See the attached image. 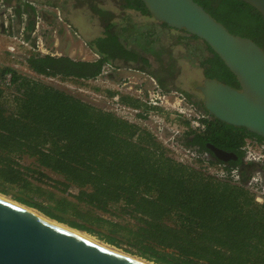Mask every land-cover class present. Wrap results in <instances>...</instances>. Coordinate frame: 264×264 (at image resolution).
Listing matches in <instances>:
<instances>
[{
	"label": "trees",
	"instance_id": "obj_1",
	"mask_svg": "<svg viewBox=\"0 0 264 264\" xmlns=\"http://www.w3.org/2000/svg\"><path fill=\"white\" fill-rule=\"evenodd\" d=\"M199 1L232 33L264 44V17L252 5L243 0ZM101 61L35 53L28 58L39 74L84 78L98 75ZM209 61L213 70L208 76L239 85L217 53ZM7 73L12 74L13 83L24 81L25 104L9 110L0 87V193L154 264H264V204L256 203L254 193L176 161L148 131L138 135V125L112 112L25 77L13 67L0 68V76ZM123 100L140 106L133 98ZM186 135H192L189 145L209 150L211 143L237 154L238 164H242L241 147L247 137L264 140L244 126L218 118L209 121L205 131ZM19 155L33 156L40 167L63 175L66 182L57 181L63 189L78 187L76 201L49 193L53 206L30 196L33 184ZM24 168L37 173L40 180L47 176L43 170ZM17 187L21 195L11 194ZM81 204L111 214L119 210L138 224L111 221L82 210ZM52 209L77 219H65ZM93 225L109 226L102 231Z\"/></svg>",
	"mask_w": 264,
	"mask_h": 264
},
{
	"label": "flooded vegetation",
	"instance_id": "obj_2",
	"mask_svg": "<svg viewBox=\"0 0 264 264\" xmlns=\"http://www.w3.org/2000/svg\"><path fill=\"white\" fill-rule=\"evenodd\" d=\"M195 1L202 5L212 15L203 3L199 0ZM117 24L120 25V29H124L126 32L129 30V34L130 29H134L135 31L140 28L149 30L150 34L154 37L157 36L159 41L158 45L163 47V52L172 58V60L165 59L166 62L168 61L166 65L169 62H174V65L178 66V59L181 58L182 55L180 53L177 57H173L171 53L168 52L170 48L164 47L163 41L165 42V40L161 39V37L168 40L169 44L177 49V51L180 50L182 46L184 47L182 50L184 52L185 50H190L191 53L197 52L201 57L200 61L196 63L197 69L198 73L202 75V83L198 86V96L196 97L195 93L191 91L190 93L193 95L188 93V95H185L177 89H165V76L157 69L159 63L156 65L153 72L149 71V73L151 72L150 74L142 69V67H136L139 64H151V57L147 55L139 53L138 56L131 55V57H129L122 54L112 55L104 53V50L101 52L99 47H105L107 49L115 43L120 44L118 34L114 32ZM5 29L6 31L11 29V31L15 33L14 37H16V39L20 38V44H23L25 48L27 47L29 51L31 50V54L69 57L74 61L92 63L102 60L101 71L94 77H64L61 74L56 76L83 80L97 78L104 74H108L107 77L118 76L122 80L121 84L123 87L127 85L128 89H135L138 93L137 95H134L132 92L125 93L116 87L115 91L120 90V92L117 91V94L114 95H117L116 98L118 100H123V97L126 96L131 97L137 103L141 104V106L144 104L143 106H146V108L153 109H159L166 103L177 110L176 115L178 117H185V115L189 117H199L207 123V126L209 121L217 118L204 106L203 94L200 90V86L203 85L205 79H217L225 83V81L217 77L208 76V73H211L213 70V65L210 63L209 59H212L216 52L212 50L204 39L189 33L185 30L186 28L172 27L166 22L155 18V16L150 13L143 0H0V31H5ZM87 29L105 30L98 32L96 35H88L86 32ZM67 42L75 45L73 46L70 44V47L73 46V50L78 49L86 51L84 54L81 53L82 51L80 52V54L83 55L82 59L73 58L70 55L64 54V49H62V51L59 50V47L66 48ZM24 43H27V45H24ZM126 43L129 45L128 42ZM261 48H264V44ZM106 56L107 58L104 59ZM184 56H186V54H184ZM29 57L28 55L27 58L24 59V64L32 69L28 63ZM152 59L158 61V57H152ZM118 60L123 63H115V61ZM217 70L219 69H215L214 72ZM118 84L119 83H117V85ZM233 87L240 88L239 85ZM191 97L194 98V100ZM124 103L126 102L124 101ZM113 114L121 118L115 113ZM185 120L189 121L187 118H185L184 121ZM190 137H192V135H190ZM190 137L187 135H176L174 133L168 136L173 143L182 147L184 150H189L190 153H193L197 158L222 162L226 169L228 168L231 170L232 175L237 174V179L240 183H243L246 187L264 193V165L247 160L245 161L246 152L243 149L246 142H264L263 139L261 140L253 136L247 137L245 139V144L241 147L243 151L241 157L242 164H238L237 160L239 157L237 154L234 153L237 156L236 159L232 158L228 161L218 160L209 147V144V150L203 149L197 144L189 145L187 141Z\"/></svg>",
	"mask_w": 264,
	"mask_h": 264
},
{
	"label": "water",
	"instance_id": "obj_3",
	"mask_svg": "<svg viewBox=\"0 0 264 264\" xmlns=\"http://www.w3.org/2000/svg\"><path fill=\"white\" fill-rule=\"evenodd\" d=\"M143 1L158 20L204 39L236 77L240 88L217 79L204 80L200 90L208 111L264 138V48L249 37L230 32L195 0ZM243 1L264 17V0ZM209 147L218 160L237 158L215 145ZM11 193L21 195L15 190ZM52 211L65 219H77ZM0 264L146 263L106 249L0 197Z\"/></svg>",
	"mask_w": 264,
	"mask_h": 264
},
{
	"label": "rangeland",
	"instance_id": "obj_4",
	"mask_svg": "<svg viewBox=\"0 0 264 264\" xmlns=\"http://www.w3.org/2000/svg\"><path fill=\"white\" fill-rule=\"evenodd\" d=\"M103 30L105 29H87L86 32L88 35H96L98 34V32H101ZM128 31L126 32L124 29H120L119 24L115 26L114 32L115 34H118L120 44L115 43L110 48H107V53L112 55L122 54L129 57H131V55L138 56L139 53L147 55L151 57L150 58L151 64L150 65L139 64L136 67H140V68L142 67V69L146 70L147 73H149V71L153 72L154 68L159 63L157 69L163 76H165V82H166L165 89H177L178 91L183 92L185 95L188 94L193 95L192 93H195L196 97L198 96L199 93L198 86L202 83V75L198 73V69H197L198 67L196 63L199 62L201 58L197 52L191 53L190 50H185L184 52L182 51L184 48L182 46L181 49L177 51V49L173 48L169 44L168 40L161 37V39L165 40V42L163 41L164 47L170 48L168 52H170L173 57H177L180 53L182 55V57L178 59V63H179L178 66L174 65V62H169L167 66L166 63L168 61L166 62L165 59L172 60V58L163 52V47L158 45L159 41L157 36L155 37L152 36L150 34V31L146 29L144 30L139 28L136 29L135 31L134 29H130V34L128 33ZM14 35L15 33L12 32L11 29H9L8 31H6V29L5 31H0V68H3L5 66L14 67L19 71V73H21L25 77H31L36 80L43 81L46 84L52 85L56 88H59L63 91H66L70 94H73L81 98L84 101L96 106L99 109H102L104 111H111L116 115L120 116L121 118L126 119L130 123L138 125V129H139V131L137 132L138 135L140 131L143 132L148 131L152 135L156 143H158L159 145H161V147L164 148L166 154L172 157L173 159H175L176 161H178L177 159H182L187 162L191 160L190 158L191 156L188 153H186V151L182 147H179L168 138V136H170L173 133L176 135L185 136L186 132L191 131L188 130L187 128L189 123L186 124L185 123L186 120L184 121L185 118L189 119V116L185 115V117L183 116L178 117L176 115L177 110L173 109L171 106H169L166 103H164V106H162L159 109H153V108H146V106H143L144 104L142 106L141 104L140 106H138L126 101H125L126 103H124V100L122 99L118 100L116 98L117 95L116 96L114 95L117 94V91L120 92V90L125 93L132 92L134 93V95L138 94L135 89H131V90L128 89L127 85L123 87V85L121 84L122 80L118 76L107 77L108 74L106 75L104 74L103 76H99L97 78L83 80V79H75V78H63L61 76H49L46 74L45 75L37 74L32 69H30L26 64H24L25 63L24 59L27 58V54L30 55L32 51L31 50L29 51L27 47L25 48L23 44H20L19 41L20 38L16 39ZM126 42H128L129 45H127ZM70 44L71 43L67 42L66 48L59 47V50L62 51V49H64L65 51L64 54L70 55L73 58L82 59L83 58L82 54H84V52L86 51L78 50V49L73 50L72 47L75 45L71 44L73 46L70 47ZM11 47H15L14 52H11L9 50ZM99 48L101 52L103 49H105V47H102L103 49L101 47ZM80 52L82 54H80ZM184 54H186V56H184ZM152 57H158V61L152 59ZM115 63L121 64L123 62L118 60L115 61ZM1 79L2 76H0V87L4 89L3 98L7 106L10 107L9 110H15L18 104L19 106H21V108L24 107L25 103L22 100L24 98L23 97L24 81H22L23 82L22 84L20 82H16L12 85V87L4 88ZM117 83L119 84L117 85ZM116 87L117 89L120 90L115 91ZM190 91L192 93H190ZM111 93L114 94L112 95ZM192 99L194 100V98ZM141 135H143V133ZM17 158L19 159L23 170L27 172L26 175L27 178L33 184L34 190L29 192L30 196H32L33 198L37 199L38 201L44 204L53 205V206H55V200L49 197V193H52L55 198L64 196L72 201H76L74 194L78 193L79 188L74 185H71L67 187V189H63L65 186L57 182L58 180L62 182H66L65 177L63 175L51 169L40 167L35 157L33 156L30 157L28 155H22V156L19 155ZM25 166L30 167L32 169L43 170L47 176L42 177V180H40L37 178V176H39L37 173H33L31 171L26 170L24 168ZM17 190L18 187L15 188V191ZM0 195H2L5 198L7 197L10 200H13L19 204H22L19 201H16L12 197V195L9 194L7 195L3 193H0ZM79 207L84 211H88L94 215H101L103 217L110 219L111 221L123 225L136 226L138 224L136 219L130 216L120 215L119 210H116L114 214H111L100 210H94L90 207H87L84 204H81ZM35 210H37L40 214L47 217L46 214L42 213L38 209ZM47 218L51 220H55L50 217ZM57 222L62 223L60 221ZM62 224L67 225L65 223ZM93 226L97 230L104 231L105 230L104 228H107L109 225H103V227H98L97 225H93ZM123 232L124 231L121 230V233ZM85 233L93 236L98 241L107 244L109 246V244L102 241L99 238V236L88 232ZM111 247L118 249V247H116L115 245H112ZM118 250L120 252L125 253V251L122 248H119ZM125 254H127V252ZM127 255L133 256L130 253H128Z\"/></svg>",
	"mask_w": 264,
	"mask_h": 264
},
{
	"label": "built area",
	"instance_id": "obj_5",
	"mask_svg": "<svg viewBox=\"0 0 264 264\" xmlns=\"http://www.w3.org/2000/svg\"><path fill=\"white\" fill-rule=\"evenodd\" d=\"M24 45H27V43H24ZM14 49L15 47H11L9 50L14 51ZM28 55L29 54H27V56ZM1 80L3 82L4 88L12 87V85L14 84L11 73H7L6 75H4ZM206 126H207V123L203 121L202 119H200L199 117H193V116L189 117V125L187 127L188 130L203 132L206 130ZM243 149L246 152L245 161L247 160L250 162H256L258 164L264 165V142H249L248 141L244 145ZM185 151L191 156L190 157L191 160L187 162L182 159H177L178 162L191 165L192 167L203 171V173H205L206 175L214 179L228 181L232 184L244 187L248 189L250 192L255 194V201L258 205L264 204V193L256 189H251L249 187H246L243 183H240L237 179V174L232 175L231 170H229L228 168L226 169L222 162H219L216 160L209 161V159L197 158L193 153H190L189 150H185Z\"/></svg>",
	"mask_w": 264,
	"mask_h": 264
},
{
	"label": "bare ground",
	"instance_id": "obj_6",
	"mask_svg": "<svg viewBox=\"0 0 264 264\" xmlns=\"http://www.w3.org/2000/svg\"><path fill=\"white\" fill-rule=\"evenodd\" d=\"M0 197H2L3 199H5V200H7V201H9V202H12V203H14V204L20 206V207L23 208V209H26V210H28V211L34 213L35 215H37V216H39V217H41V218H43V219H45V220H47V221L53 223V224H55V225H57V226H59V227H62V228H64V229L68 230V231H71V232H73V233H76V234H78V235H80V236H82V237H84V238H86V239H89L90 241H93L94 243H97L98 245H101L102 247H104V248H106V249H109V250H111V251L117 252V253H119V254H121V255L127 256V257H129V258H131V259H133V260H136V261H139V262H142V263L153 264L152 262L149 263L148 261H145V260H143V259L140 258V257L129 256V255H127L128 253L125 254V253H123V252H120L118 249H115V248L111 247L110 245L108 246L107 244H104V243L98 241V240L95 239L93 236H91V235H89V234H87V233H85V232H83V231H80V230H78V229H74V228H71V227H69V226H67V225L62 224L63 222H62V223H59V222H57L58 220H56V219H55L56 221H55V220H51V219L45 217L44 215L40 214V213H39L37 210H35V209H32V208H29L28 206H25V205L19 204V203L13 201V200H10V199L7 198V197H6V198L3 197L2 195H0ZM52 219H53V218H52Z\"/></svg>",
	"mask_w": 264,
	"mask_h": 264
}]
</instances>
